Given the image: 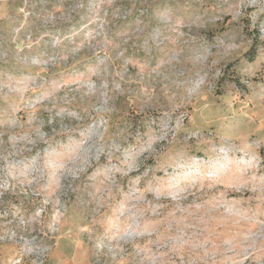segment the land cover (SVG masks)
Listing matches in <instances>:
<instances>
[{
	"label": "rangeland",
	"instance_id": "1",
	"mask_svg": "<svg viewBox=\"0 0 264 264\" xmlns=\"http://www.w3.org/2000/svg\"><path fill=\"white\" fill-rule=\"evenodd\" d=\"M0 264H264V0H0Z\"/></svg>",
	"mask_w": 264,
	"mask_h": 264
},
{
	"label": "trees",
	"instance_id": "2",
	"mask_svg": "<svg viewBox=\"0 0 264 264\" xmlns=\"http://www.w3.org/2000/svg\"><path fill=\"white\" fill-rule=\"evenodd\" d=\"M248 58L251 59L254 55V46L252 45L249 50L247 51Z\"/></svg>",
	"mask_w": 264,
	"mask_h": 264
}]
</instances>
